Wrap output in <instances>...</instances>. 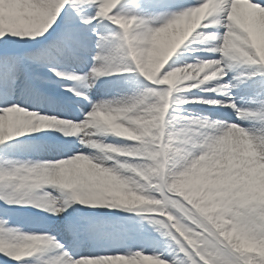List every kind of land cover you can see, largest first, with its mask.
I'll list each match as a JSON object with an SVG mask.
<instances>
[{
    "label": "snow or ice",
    "instance_id": "6c2138e0",
    "mask_svg": "<svg viewBox=\"0 0 264 264\" xmlns=\"http://www.w3.org/2000/svg\"><path fill=\"white\" fill-rule=\"evenodd\" d=\"M194 41L211 55L181 62ZM124 73L151 83L90 94ZM13 260L264 264V0H0V264Z\"/></svg>",
    "mask_w": 264,
    "mask_h": 264
},
{
    "label": "bare ground",
    "instance_id": "6f19581e",
    "mask_svg": "<svg viewBox=\"0 0 264 264\" xmlns=\"http://www.w3.org/2000/svg\"><path fill=\"white\" fill-rule=\"evenodd\" d=\"M189 42H186V45L188 44ZM177 53H179V59L181 60V62H183L185 59L187 60V59H189V50H188V48L187 47H185L184 46V48H180V49H178L177 50ZM177 57V54L176 53H174L173 54V57H171L170 58V60H172V59H174V58H176ZM187 62H189L188 60H187ZM190 62H193V61H190ZM130 85H132V84H130ZM114 87H117V86H119V84H114L113 85ZM111 92L109 93V92H107V93H105L104 95H102L101 94V89H99V90H97L96 91V94H97V96L96 97H99V96H105V95H115V94H118L117 93V91L115 90V89H111L110 90ZM233 92L235 93L236 92V89H233ZM195 93H200V92H197V90H191L190 92H185L184 94L185 95H192V94H195ZM205 95H208V94H205ZM239 102V101H238ZM189 105H191L192 106V108H194L195 110H197V111H208V110H210V106H207V105H202V104H196V103H190ZM185 105H183L182 107H184ZM185 108V107H184ZM227 110H230L231 111V109H227ZM238 123H241V124H243L244 126H246V127H252L254 124H255V122L254 121H250V120H248V119H244V120H240V121H238ZM255 126L256 127H259L258 125H256L255 124Z\"/></svg>",
    "mask_w": 264,
    "mask_h": 264
},
{
    "label": "rangeland",
    "instance_id": "374dc122",
    "mask_svg": "<svg viewBox=\"0 0 264 264\" xmlns=\"http://www.w3.org/2000/svg\"><path fill=\"white\" fill-rule=\"evenodd\" d=\"M132 159H135V158H132ZM138 215H140V216H145V217H151V216H154V215H156V214H153V213H147V212H142V213H139ZM146 223H147V221H146ZM162 231H163V229H162ZM153 235H159V234H158V233H153ZM162 239L169 240L170 238H168V237H162ZM175 247H176L175 243L172 242V248L175 249ZM146 251H150V248H146ZM12 262L15 263V264H17V262L14 261V260H13Z\"/></svg>",
    "mask_w": 264,
    "mask_h": 264
}]
</instances>
